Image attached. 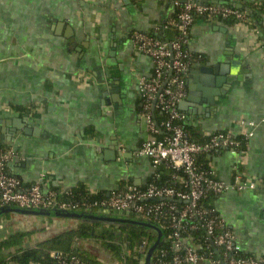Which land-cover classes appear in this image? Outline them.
Instances as JSON below:
<instances>
[{"label": "crops", "instance_id": "obj_1", "mask_svg": "<svg viewBox=\"0 0 264 264\" xmlns=\"http://www.w3.org/2000/svg\"><path fill=\"white\" fill-rule=\"evenodd\" d=\"M216 1L242 5L240 10L264 7V0ZM175 9L172 0H0V148L15 152L8 170L24 186L43 181L46 189L63 192L83 184L90 194L107 196L152 180L151 161L138 152L164 131L152 134L140 119L138 80L149 77L153 66L133 47L131 35L161 28ZM253 16L252 11L234 26L195 20L188 45L195 60L182 102L198 94L200 67L227 62L235 63L236 71L227 95L210 113L182 111L200 138L221 131L239 137L254 129L244 157L219 151L207 162L220 180L231 182L241 174L255 179L258 188L231 190L208 204L233 231L243 255L264 259V18L259 23ZM112 51L115 64L109 65ZM158 119L155 114L160 125L164 118ZM79 222L9 213L0 219V241L27 234L21 246L5 251L12 256L76 229ZM73 246L99 264H122L96 240Z\"/></svg>", "mask_w": 264, "mask_h": 264}, {"label": "built area", "instance_id": "obj_2", "mask_svg": "<svg viewBox=\"0 0 264 264\" xmlns=\"http://www.w3.org/2000/svg\"><path fill=\"white\" fill-rule=\"evenodd\" d=\"M202 1H174L175 14L162 28L155 30L163 35L161 30L165 33L172 27L175 35L171 40L140 32L131 38L136 51L148 56L153 66L149 77L138 80L142 117L146 118L152 134L164 131L161 138L153 136L143 142L138 152L151 161L152 180L145 187L129 184L96 199L92 194L79 197L71 190L46 189L43 181L26 187L8 170L15 152L11 148H0V208L11 206L123 216L129 213L134 218L155 222L167 231L164 240L168 248L161 249L151 264H264V259L242 254L233 231L225 225L216 208L206 204L210 197L231 190L255 191L257 181L237 174L231 182H225L212 168L198 164V158L219 151L244 157L254 129L239 137L229 132H216L206 141L197 142L189 137L188 116L179 108L187 96V76L195 60L188 48L195 20L235 17L242 23L248 18L245 10L214 4L216 0ZM156 110L164 116L160 125L155 122ZM240 124L256 127L255 122L241 121ZM64 193L66 198L61 199ZM119 226L113 225L116 236L123 242L125 253H129L127 236H122ZM199 230L204 231L202 238L194 235ZM136 251L144 264L149 252L147 242L137 246ZM52 257L57 264H91L76 254L61 251L52 252Z\"/></svg>", "mask_w": 264, "mask_h": 264}, {"label": "trees", "instance_id": "obj_3", "mask_svg": "<svg viewBox=\"0 0 264 264\" xmlns=\"http://www.w3.org/2000/svg\"><path fill=\"white\" fill-rule=\"evenodd\" d=\"M229 6L235 7L234 5H229ZM251 9L254 15L253 19L259 23L263 22L264 7L256 6L255 4H252ZM219 20L224 21L230 26L238 25L241 23V20H238L235 17L219 18ZM134 34L131 35V38ZM147 34L154 36H161L164 39L171 40L175 35V30L171 27L165 30L164 35H161L160 31L157 32L152 31ZM155 114L157 121L159 120L158 117L160 116L164 118L163 114L160 111L156 110ZM186 130L189 134V137L194 141L201 142V141H206L208 139V138L198 137L196 134H193L188 127H186ZM209 155L210 154L198 158V164H200L203 167L209 168L207 162V158ZM165 180L166 178H163V181ZM71 191L74 195L76 196L79 195V197L82 195L90 194V192L86 190L83 184H78L76 187L71 189ZM60 197L61 199L66 198L65 193L62 194ZM92 197L96 199V198L104 197V195L97 196L92 194ZM213 197L214 196L206 200V204ZM119 230L121 231L122 236H127L126 243H127V251L129 253H125V247L123 246V242L121 240H118L113 225H108L105 223H99L93 221H80L76 229L67 231L59 236H56L48 241H45L40 245H38L36 248L25 249L12 256H10L9 253L5 254V251L21 246L23 242V238L27 235L25 233H17L10 236L8 239L0 241V264H9L11 260L16 262L17 264H31V263L57 264V262L52 257V252L54 251L76 254L79 257L83 258L84 260L90 262L91 264H99L96 260L90 259L88 256H85L81 251L76 250L74 248L73 246L74 242L77 240H96L100 243L101 247L108 254L115 257L122 264H141L139 260V255L136 251V247L141 245L142 242L146 241L148 245V249H150L158 239L157 234L146 228L135 227L130 225H120ZM162 231H163V238L161 240L160 246L155 251L152 262L155 261L161 249L168 248L167 242L164 240V237L168 233L166 230L162 229ZM194 235H196L197 238H202L204 236V231L199 230L196 234L194 233Z\"/></svg>", "mask_w": 264, "mask_h": 264}, {"label": "water", "instance_id": "obj_4", "mask_svg": "<svg viewBox=\"0 0 264 264\" xmlns=\"http://www.w3.org/2000/svg\"><path fill=\"white\" fill-rule=\"evenodd\" d=\"M175 1V0H172ZM181 3H185L187 0H176ZM195 0H193L194 2ZM203 3H206L207 0H203ZM214 4L220 5H230L228 1H214ZM242 5H237V9H241ZM247 16H251L252 10L245 8ZM113 48L116 49L117 44L113 43ZM115 55V51H112L109 54V65L115 64V61L111 59ZM235 63L225 62L223 65L208 67L203 66L199 68L200 76V86L198 88V94H190V96L182 102L179 107L181 110L189 111L191 108V113L196 116H202L203 114H208L212 111L217 102H219L221 97L227 95L228 90L230 89V76L235 73L236 69ZM236 71V70H235ZM215 75V77H214ZM110 105V102L108 103ZM117 108V105H115ZM143 126H147L146 118L140 117ZM15 130L20 131L22 127H17L16 121H14ZM26 133H29L28 129L23 130ZM9 213L22 214V215H32V216H43V217H53V218H67L75 219L79 221H93L99 223H105L110 225H130L135 227H143L148 230L155 232L158 236L157 241L149 249L145 264H151L155 251L161 244L163 238V231L160 225L155 222L143 219H137L132 217L129 213L125 216L123 215H113V214H100L93 212H64L58 210H39V209H29V208H19L5 206L0 208V219Z\"/></svg>", "mask_w": 264, "mask_h": 264}, {"label": "rangeland", "instance_id": "obj_5", "mask_svg": "<svg viewBox=\"0 0 264 264\" xmlns=\"http://www.w3.org/2000/svg\"><path fill=\"white\" fill-rule=\"evenodd\" d=\"M69 220H75V219H69ZM106 258V257H105ZM114 258V257H113ZM113 260H115V258L113 259ZM145 264V263H144Z\"/></svg>", "mask_w": 264, "mask_h": 264}]
</instances>
